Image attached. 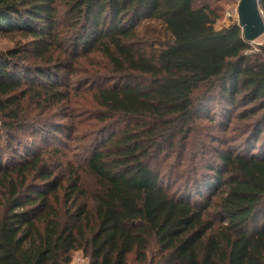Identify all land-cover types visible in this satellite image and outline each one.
Returning a JSON list of instances; mask_svg holds the SVG:
<instances>
[{
	"label": "trees",
	"instance_id": "16d2710c",
	"mask_svg": "<svg viewBox=\"0 0 264 264\" xmlns=\"http://www.w3.org/2000/svg\"><path fill=\"white\" fill-rule=\"evenodd\" d=\"M208 1L221 0H0V33L49 64L0 53V264H264V53L195 7ZM93 53L107 61L91 106L109 136L75 168L60 149L6 161L4 138L73 140L76 123L42 119L56 108L73 120L59 61ZM201 121L240 136L218 139L205 173L172 192L154 163L182 162Z\"/></svg>",
	"mask_w": 264,
	"mask_h": 264
},
{
	"label": "rangeland",
	"instance_id": "374dc122",
	"mask_svg": "<svg viewBox=\"0 0 264 264\" xmlns=\"http://www.w3.org/2000/svg\"><path fill=\"white\" fill-rule=\"evenodd\" d=\"M239 1L240 0H221L220 2H199L195 4V7H215V9L219 11V21L216 26L218 29H221L229 27L234 23H238L237 7ZM251 46L255 48L256 53H261V51L264 53V36L252 43ZM30 49V39H26L21 35H5L0 33V53L6 54L10 51L17 50L21 52L20 58L26 59L24 61L26 65L41 67H47L49 65L47 64L48 58L44 61H36L31 58V56L27 54L28 52H26ZM55 63H58L57 59L54 60L53 65ZM59 63H63L68 67L61 73V76L64 81L63 85H68V88L71 91V101L65 104L68 110L64 109V107L62 111L72 115L73 120H62L59 118L62 112L53 108L50 112H48L49 116L42 119V121L47 124L57 122L71 125L72 123H76V125H78L77 129L79 132L73 134V140L66 138L69 134H71L67 130L63 135H57L55 138H53L52 135H48L47 129L41 130L42 132L38 134L26 132L18 135V143H15L13 146H7V144L4 143V138V149L1 153L4 154L6 161L10 162L13 160L15 154L24 157L25 151L28 149L36 152L60 149L63 152L61 162L64 164V168L68 166H73L75 168L85 164L86 157H88L89 153L93 150L95 141H103L112 132L111 126H103L94 120V116L98 111L91 106L93 105L91 98L94 91L93 87H95V85H102L100 74L103 75L106 73L103 69L107 67V61L101 54L93 53L89 55L88 58L79 59L78 61H70L63 56ZM213 108L214 110L212 113L215 114H213L212 117H217L220 110L217 102H214ZM199 125L201 130L203 129L202 136L199 137L200 139L197 142L194 138L196 135L191 138L190 146L186 148V152L182 156V162H180L179 157L174 156L172 160L167 162V164H163L164 159L154 163L157 166H163L162 174L165 175L167 179L166 185L172 187V192L177 193L180 192V190L183 191L182 188L186 185L188 177L191 176V178H198L205 173L206 167L214 155L213 151L215 147L220 146L219 143H216L218 139L228 141L240 136V133L233 131V128H231L225 135L221 129L216 128L215 126H210L207 122L201 121L199 122ZM97 129H100L102 132H96ZM0 136H4V132L1 127ZM57 160V158H54L52 162L58 163ZM84 185L87 189H90L93 187V182L91 179H85ZM81 256L82 253H76L73 256V259L75 260Z\"/></svg>",
	"mask_w": 264,
	"mask_h": 264
},
{
	"label": "water",
	"instance_id": "95a60500",
	"mask_svg": "<svg viewBox=\"0 0 264 264\" xmlns=\"http://www.w3.org/2000/svg\"><path fill=\"white\" fill-rule=\"evenodd\" d=\"M237 16L246 43L252 44L264 36V15L260 9V0H240Z\"/></svg>",
	"mask_w": 264,
	"mask_h": 264
},
{
	"label": "built area",
	"instance_id": "2783aa9c",
	"mask_svg": "<svg viewBox=\"0 0 264 264\" xmlns=\"http://www.w3.org/2000/svg\"><path fill=\"white\" fill-rule=\"evenodd\" d=\"M87 263V259L84 258V256L82 255L81 257L77 258V259H73L71 264H86Z\"/></svg>",
	"mask_w": 264,
	"mask_h": 264
}]
</instances>
